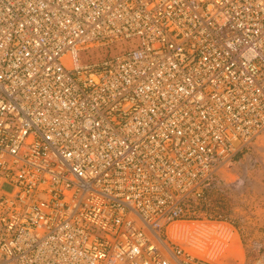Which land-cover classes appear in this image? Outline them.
Listing matches in <instances>:
<instances>
[{"label": "built area", "instance_id": "built-area-1", "mask_svg": "<svg viewBox=\"0 0 264 264\" xmlns=\"http://www.w3.org/2000/svg\"><path fill=\"white\" fill-rule=\"evenodd\" d=\"M263 141L264 0H0V264H212Z\"/></svg>", "mask_w": 264, "mask_h": 264}, {"label": "rangeland", "instance_id": "rangeland-1", "mask_svg": "<svg viewBox=\"0 0 264 264\" xmlns=\"http://www.w3.org/2000/svg\"><path fill=\"white\" fill-rule=\"evenodd\" d=\"M100 56L101 51H94L88 60ZM256 153L260 157L256 167L247 165L249 154H245L234 163L230 172L224 174V179L219 172L225 195L221 217L173 222L168 230L173 240L212 264H238L255 249L254 243L264 245V150ZM178 225L193 226L194 229L171 233V228Z\"/></svg>", "mask_w": 264, "mask_h": 264}, {"label": "bare ground", "instance_id": "bare-ground-1", "mask_svg": "<svg viewBox=\"0 0 264 264\" xmlns=\"http://www.w3.org/2000/svg\"><path fill=\"white\" fill-rule=\"evenodd\" d=\"M194 229V227L193 226H187V225H178V226H175V227H172L171 228V233L172 232H176V234H179V231H181V232H184V231H186V230H191V229ZM192 229V230H193ZM194 233V232H193ZM176 238V237H175ZM220 252V251H219Z\"/></svg>", "mask_w": 264, "mask_h": 264}]
</instances>
